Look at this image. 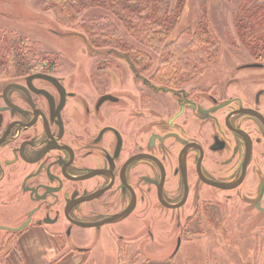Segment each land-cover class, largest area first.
I'll return each instance as SVG.
<instances>
[{"label": "flooded vegetation", "instance_id": "1", "mask_svg": "<svg viewBox=\"0 0 264 264\" xmlns=\"http://www.w3.org/2000/svg\"><path fill=\"white\" fill-rule=\"evenodd\" d=\"M92 51L65 74L38 52L0 71V250L35 235L90 249L107 227L132 253L120 264L149 263L216 232L231 206L264 213V54L232 52L171 87L127 53Z\"/></svg>", "mask_w": 264, "mask_h": 264}, {"label": "rangeland", "instance_id": "2", "mask_svg": "<svg viewBox=\"0 0 264 264\" xmlns=\"http://www.w3.org/2000/svg\"><path fill=\"white\" fill-rule=\"evenodd\" d=\"M43 2L44 0H0V40L7 37L13 44L23 40V45L28 46L31 52L47 55L50 61L56 58L59 62L58 68L60 67L63 74L69 71L70 59L87 65L88 61L83 59H86L85 54L92 49L88 48L84 31L59 24L54 13L45 9ZM241 2L242 0H186L185 9L169 36V41L174 40L185 29H195L206 15L222 42L220 58L212 62L208 69L223 67V59H229L232 52H250L234 27V16ZM95 15L112 18L126 33L118 19L104 9L89 8L83 16ZM243 40L245 41L244 38ZM13 56L14 53L11 54ZM248 187H255L254 179ZM234 212L235 208L231 206L225 209L224 214L211 221L218 234L216 230L214 233L210 230L207 234H193L192 239L184 243L177 255L168 258L172 254V249H169L173 246H170L167 249L154 250L157 261L155 259L149 263H146V256L134 254L132 264H264V213L253 208L251 213L237 218L233 217ZM103 230V233L89 230L95 235L91 238L92 243L86 244L91 245L90 249L79 251L73 246H56L55 250L49 251V246L52 247L50 237L35 235L28 241L31 245H23V249L20 247V250L15 251V246L3 248L0 251V260L7 255L8 264H120L119 258L128 262L127 257L132 253L124 251L120 257V238L117 234H109L107 227ZM154 230L161 239L169 238L156 225ZM3 234L0 231V240ZM76 234L74 232L75 236ZM76 243L80 244L74 239L73 244Z\"/></svg>", "mask_w": 264, "mask_h": 264}, {"label": "trees", "instance_id": "3", "mask_svg": "<svg viewBox=\"0 0 264 264\" xmlns=\"http://www.w3.org/2000/svg\"><path fill=\"white\" fill-rule=\"evenodd\" d=\"M43 5L62 26L84 31L92 50L129 54L144 71H152V78L161 85H184L203 73L222 52V42L206 15L195 29H185L169 41L186 0H44ZM89 8L111 12L126 33L108 16H83ZM237 11L234 27L240 40L251 53L264 54V0H242ZM24 43H10L7 37L0 40V71L9 67L12 53L18 61L28 57L22 54L32 53ZM6 256L0 264H8Z\"/></svg>", "mask_w": 264, "mask_h": 264}, {"label": "water", "instance_id": "4", "mask_svg": "<svg viewBox=\"0 0 264 264\" xmlns=\"http://www.w3.org/2000/svg\"><path fill=\"white\" fill-rule=\"evenodd\" d=\"M118 220H120V219H118V218L109 219V220H107V221H104V223L115 222V221H118ZM83 226H91V225H83Z\"/></svg>", "mask_w": 264, "mask_h": 264}]
</instances>
